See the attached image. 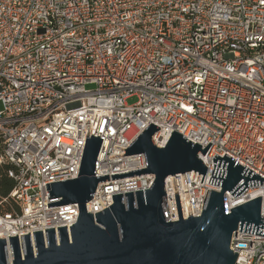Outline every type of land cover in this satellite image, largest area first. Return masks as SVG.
<instances>
[{
	"label": "built area",
	"instance_id": "built-area-1",
	"mask_svg": "<svg viewBox=\"0 0 264 264\" xmlns=\"http://www.w3.org/2000/svg\"><path fill=\"white\" fill-rule=\"evenodd\" d=\"M99 116L96 176L110 180L86 203L94 216L113 195L153 185V173L112 177L147 168L145 153L110 158L152 123L159 147L174 131L203 149L212 143L199 153L205 175L185 173L194 217L221 190L210 183L216 155L264 178V0H0V168L12 166L15 181L0 195V239L11 262L10 237L19 236L23 256L22 235L34 243L36 231L45 241L46 229L57 240L58 227L71 233L79 204L49 207L60 198L49 199L47 184L79 176L88 119L91 137ZM176 181L187 219L182 173ZM165 190L170 218L180 220L172 175ZM259 196L264 217V181L236 197L226 191L227 211ZM230 248L236 264H264L263 235L238 227Z\"/></svg>",
	"mask_w": 264,
	"mask_h": 264
},
{
	"label": "water",
	"instance_id": "water-1",
	"mask_svg": "<svg viewBox=\"0 0 264 264\" xmlns=\"http://www.w3.org/2000/svg\"><path fill=\"white\" fill-rule=\"evenodd\" d=\"M100 116L90 137L88 119L87 142L77 178L47 184L49 207L78 203L80 215L76 224L22 235L24 255L19 236L10 237L13 253L9 259L6 239H0V264H236L238 252L231 248V239L239 231L263 235L264 217L261 215V196L227 211L226 191L235 197L249 186L261 185L264 178L242 166L237 160L216 155L215 169L210 183L221 190H210L204 211L194 217L190 202L186 172L198 171L205 175L207 166L199 156L204 155L211 142L203 149L181 133L174 131L168 143L159 147L153 135L161 129L151 124L126 150V154L110 158L145 153L147 168L113 174L114 179L153 173L151 188L113 195L110 208L94 214L87 212L86 203L94 198L99 182L110 180L109 175L96 176V162L104 139H101L106 118L99 136H94ZM195 172L193 178L195 176ZM182 173L190 217L184 219L176 181ZM173 176L180 220L172 221L165 190V180ZM199 177V176H198ZM192 178V179H193ZM204 178V176H203ZM203 178L202 181L203 182ZM198 181V179H197Z\"/></svg>",
	"mask_w": 264,
	"mask_h": 264
},
{
	"label": "trees",
	"instance_id": "trees-1",
	"mask_svg": "<svg viewBox=\"0 0 264 264\" xmlns=\"http://www.w3.org/2000/svg\"><path fill=\"white\" fill-rule=\"evenodd\" d=\"M10 165L0 168V195L7 196L15 187V181L8 175Z\"/></svg>",
	"mask_w": 264,
	"mask_h": 264
},
{
	"label": "rangeland",
	"instance_id": "rangeland-1",
	"mask_svg": "<svg viewBox=\"0 0 264 264\" xmlns=\"http://www.w3.org/2000/svg\"><path fill=\"white\" fill-rule=\"evenodd\" d=\"M95 87H96L95 84H88V85H87V88H88V89H94ZM138 99H139V97H138L137 95H133V96H131V97H129V98L127 99V102H128L129 104H134V103H136V102L138 101Z\"/></svg>",
	"mask_w": 264,
	"mask_h": 264
},
{
	"label": "bare ground",
	"instance_id": "bare-ground-1",
	"mask_svg": "<svg viewBox=\"0 0 264 264\" xmlns=\"http://www.w3.org/2000/svg\"><path fill=\"white\" fill-rule=\"evenodd\" d=\"M23 253H24V250H23Z\"/></svg>",
	"mask_w": 264,
	"mask_h": 264
}]
</instances>
